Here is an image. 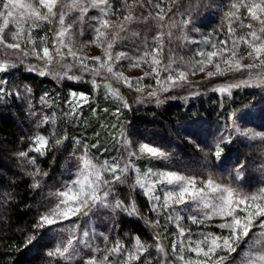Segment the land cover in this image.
<instances>
[{
    "label": "snow or ice",
    "instance_id": "snow-or-ice-1",
    "mask_svg": "<svg viewBox=\"0 0 264 264\" xmlns=\"http://www.w3.org/2000/svg\"><path fill=\"white\" fill-rule=\"evenodd\" d=\"M178 2L179 0H171L167 11H165L159 2H154V0H134L132 4L126 3L125 8L121 9L126 11L127 15L123 17V21L117 24L115 21L110 22L106 18L114 14L112 11L113 6L108 0H71L70 4H66V0H3V3L0 4V45L21 51V41L31 45L32 54L38 60L44 62V68L40 71V75L48 74L47 65L55 62L57 56L63 60L67 55L71 56L74 61H79L80 66L84 70L92 71L95 76L101 75V70H104L112 79L122 82L128 87H132V79L125 77L122 72H116L115 64L127 59L130 66L139 67L141 62L147 63L149 56H151L152 60L149 67L152 68V72L145 73V76L154 75L157 83L175 87L188 83V71L174 68L175 62L171 57L166 65L162 64V60L158 57H162L163 53V34L154 38L156 47H151L145 42V50L135 58L130 57L125 52L116 53L113 56L111 49L118 40L124 38L121 34L127 32L129 26L137 21L135 15V8L137 6L145 7V5H150L151 8L159 9L155 15L149 11L148 16L141 17V19L155 20L163 25L165 18L172 12L173 7ZM65 8L70 10L78 9L81 21L87 18V13L90 9L100 10V16L92 18L96 21L97 26L94 28L95 36L91 43H97V46L104 47L105 41L107 42L104 59L101 57L81 58L72 50L69 43L65 40V37H68L69 40L71 39V29L73 26L72 24H66L65 18L68 12L65 11ZM57 20L59 22V29L54 31L51 42L53 51H50L48 47L47 36L39 38V43L43 47L38 51L36 48L37 39L33 35L34 31L39 29L43 24H53ZM225 20L228 22L225 39L219 40L209 36L202 38L201 41H190L191 43H200L205 46L210 45L213 49L211 51L203 49L197 51L196 55L200 59L193 62L191 68L193 74L197 69L203 71L204 66L214 62V58H219L226 67L222 68L217 63V71L209 72L207 74L209 78L215 75H224L231 71L264 67V0H232L229 10L225 13ZM245 20L248 23H245ZM189 22L186 20L183 23L188 24ZM10 26L14 27L15 31H9ZM116 28H119V31H113ZM241 31L244 34L238 35ZM221 32H223V29H221ZM109 35H111L110 40L107 39ZM133 35H138V33H133ZM8 36L17 42L7 43ZM185 39L188 38L185 37ZM229 42H231V46H229ZM242 45L248 49L247 55L254 61H258V64L243 65L240 63V59H242L240 47ZM65 48H67L66 53L63 50ZM23 54L28 55V52H23ZM88 59L94 60L98 67L90 69L87 63ZM7 67L9 65L0 63V71H5ZM65 67H71V65H65ZM161 71L168 73L163 82L159 79ZM69 78L79 79V77ZM141 79L143 77L137 78L136 82L139 83ZM107 81L108 77H104L103 86L106 88V91L111 95L123 99L119 89L114 88ZM261 82L264 83V79ZM248 83H250V80H243L238 84L228 85L219 90L229 91L233 87H239ZM92 84L95 88L101 87V84L97 83L95 79L92 81ZM137 90L139 91L140 89ZM161 90L167 91L168 88L162 87ZM26 91L31 90L26 89ZM0 92H3L2 88H0ZM149 95L156 96L157 93L153 91ZM71 96L72 101H83L84 104H87L89 100L84 93H72ZM46 97L47 93H45L44 97H41V100L44 101ZM72 101L69 103L71 113L74 114L81 107V104L77 102L73 105ZM160 102L157 99V103ZM124 106H128L126 102ZM117 111L119 112V109ZM48 119L45 117L42 123H47ZM236 132L238 135L247 137L250 140H255L256 138L264 140V133H258L253 130L241 131L239 128L236 129ZM120 137L119 143L125 149H128L130 144L123 131H121ZM65 138L55 139V133L48 137L36 135L32 137L30 151L43 156L49 150L51 140L55 139V144L60 145ZM231 140L232 137L229 135L227 142H231ZM80 143L81 141H76V144ZM85 147L87 148V145ZM91 147L95 148L96 145L93 144ZM139 153L141 156L146 155L153 159H166L168 157V153L164 150L147 143L139 145ZM18 155L24 158L28 156V153L21 152ZM135 155V152L128 151L129 157ZM214 155L217 160L221 159L223 149L220 147V144L216 145ZM80 159L81 167L77 171L76 178L63 185L56 192L49 193L50 197H54L57 203L38 218L34 228L42 230L63 220H68L71 217L87 216L93 210L100 207H114L116 209L123 207L121 201H116L114 205H110L108 201L113 192V185L125 183V178L131 169L138 173L135 181L136 186L144 189L145 196L149 197L150 201L153 202L152 211L156 212L158 217L166 215L167 223L175 222L176 224L179 238L172 241L171 254L166 251L163 243L160 241L159 234L157 233L154 237L157 240L156 251L166 257L163 264H170L169 255L175 256L180 264H232V254L238 252L242 242L249 246L246 251L240 254L239 264H264V189L255 193H245L239 189L218 184L211 177L204 181L173 171L153 173L151 169H148L147 172L140 174L139 169L134 168L131 163H126L121 167L116 160H105L103 164L98 166L88 158L87 152ZM28 162L35 165V157L29 159ZM242 168L243 165L236 169L237 178H239ZM39 172L40 169L37 168L34 175H39ZM105 173L110 178L106 177ZM147 177H159L160 179H153L149 183L146 179ZM161 185L171 186L169 190L164 191L162 198L156 195V190ZM38 186V184L33 185V187ZM190 205H194L201 213L200 215H189L187 217L193 224H205L214 217H220L225 222L218 225V227L229 229V235L221 237L213 233L201 232L199 235L202 239L193 240L190 230H186L181 224L183 217L179 214V210H175L178 206L186 208ZM124 210L129 211L126 207ZM134 213L135 209L133 208L130 214ZM150 226L159 227V219ZM88 236V231H85L83 237L87 238ZM35 238L34 236L29 237L27 244H31ZM105 239L107 240L108 238L105 237ZM82 242L75 235H72L67 244H57L54 249L48 251L47 255L50 258L71 259L73 255L71 250L75 247V244ZM97 251H100V249H97ZM103 251L105 255L101 259L93 256L87 259L85 264H113L110 257H120L121 255L124 257L121 264H134L149 249L137 237L131 250L127 249L121 241L117 240L113 247L105 248ZM186 251L195 253L196 259H186L184 256ZM221 251L227 253V255L217 257V253ZM145 264H152V262L147 261Z\"/></svg>",
    "mask_w": 264,
    "mask_h": 264
},
{
    "label": "rangeland",
    "instance_id": "rangeland-1",
    "mask_svg": "<svg viewBox=\"0 0 264 264\" xmlns=\"http://www.w3.org/2000/svg\"><path fill=\"white\" fill-rule=\"evenodd\" d=\"M2 3L3 0H0V4ZM70 3L71 0H66V4ZM132 3L133 2H129L128 4ZM222 3H227L226 5H228L229 0L223 1ZM226 5L223 7V16L225 23L228 24L227 20H225V13L229 10L230 6L229 8H226ZM147 10L151 11L149 6L147 7ZM65 11L68 12V15L65 18L66 24L73 25L71 29V39L69 40L68 37H65V40L69 43L72 50L81 58L101 57L102 59H104L107 42L105 41L104 47L97 46V43H91L95 36L94 28L97 26L96 21L92 18L99 17L101 14L100 10L90 9L87 13V18L83 21L79 19L80 11L78 9L70 10L68 8H65ZM158 11L159 9H154L152 13L156 14V12ZM172 11L174 17H172L169 21L172 20L174 23H177L179 27L184 24V21H189V13H185L184 11L179 9H172ZM116 13L117 14L114 13L113 15H110L106 18L110 22L115 21L117 24H119L121 21H123V17L127 15V12L124 11L123 13L119 14V12L117 11ZM210 21L211 20L207 14L197 18V29H194L196 35L192 38L187 37L188 34L182 33V30L177 33L174 32V34H178L183 41H186L183 44L181 43L179 46V50H181L182 52L184 51L185 54L187 53L186 55H178L177 52L173 50L175 48L170 45L168 46L167 41H165L162 57H158L162 60V64L165 65L169 62V58L171 57L175 62L173 65L174 68L188 71V83L180 84L175 87H169V85L167 84L157 83V79L154 77V75L145 76V73L152 72V68L149 67V64L152 60L151 56H149L147 63L141 62L139 67L130 66L127 59L121 60L115 64V71L122 72L125 77L132 79V87H128L124 83L120 82L122 86L131 90H141L143 87L147 86L149 89L153 88V90H150V92L155 91L159 94L160 91H162V87L168 88V92H170L171 90L179 91L178 87L180 86H191L202 81V83L214 82L215 85L218 82L219 86L217 87V96L219 97L229 95L228 98H232L231 93H234L233 98L231 99L232 101L223 102L224 98H217L215 100V103L212 102V105L214 104L211 110L212 114L210 117V121H207L210 127L209 129H205L203 123L204 119L199 115L201 113H205L204 109L203 111L202 109L201 111H192V114L187 115L188 117L186 116V118L183 119L182 122H179L180 129H188L191 132L188 134V137L194 136L195 139L191 140H204L205 142L212 144L214 146L215 153L217 144H220L221 147L222 144L230 143L227 142L229 135H231L232 140H249V142H258L260 140L262 141V139L260 138L250 140L247 137L240 136L237 134L236 129L239 128L241 131L253 130L258 133H264V83L261 82L262 79H264V67H254L252 69H245L242 71H231L227 72L224 75H215L209 78L207 76L209 72L217 71V63H219L222 68L226 67V65H224L219 58H214V62L204 66L203 71L197 69L193 74L191 71L193 62L200 59V57L196 55L197 51L201 49L205 51H211L213 49L210 45L205 46L200 43H191L190 41H201L202 38L209 36H212L214 39L222 40L223 38H221V36H225L226 34L224 32H215L212 27L208 26V24H210ZM134 23L135 22H133L129 26L127 32L121 34L124 38L118 40V42L113 45L111 49V53L113 56L116 53L125 52L130 57L135 58L138 55L142 54L145 50L144 48H137L138 45L135 44L137 43V35L134 36L133 33L137 32L134 28ZM58 29L59 22L57 20L53 24H43L39 29H36L34 31L33 35L37 39L36 48L38 51L43 47V45L39 43V38L44 36L48 37V47L50 51H53L51 42L54 36V31ZM9 31H15V28L10 26ZM113 31H119V28H116ZM174 31H176V29H174ZM167 33L168 35H170V37H172V29ZM243 34V31L238 33V35ZM185 37H187L188 39H185ZM107 39L110 40L111 35H109ZM15 42L17 41L12 40L10 36L7 37V43ZM147 44L151 47H154L150 45L151 43L149 42H147ZM229 46H231V42H229ZM31 47V45L23 41H21L22 51L9 49L4 45H0V63L9 65V67H7L5 71H0V88L3 89V92H0V98H7V100L11 102L17 100L18 102H21L23 104V109L28 115V120L24 124L29 127L32 126V123H34V126H36L34 127V134L32 135V137L36 135H43L45 137H48L51 134L55 133V139H58L62 128L65 127L64 123L69 125V123L75 120L77 121L76 123H81L83 118L88 117V115H90L91 117H95L96 114H99L98 118H100V120L98 121L99 127H102V125L103 128L105 127L104 121H110L112 128L115 127V125L112 123H115L116 118L118 117L121 119L122 115L114 110L113 107L111 108L112 105L106 104L105 99H103L102 102L100 98L96 97L94 94H91L90 91L69 85H64L65 83L63 77L65 76L63 75H65V73H67L66 76L68 77H74L72 75H74V73L78 70V72H81V74L92 73V75L95 76L92 71L84 70L80 66L79 61H74L71 56L66 55L63 60H61L57 56L55 62L47 65L48 74L40 75V71L44 68V62L38 60L36 56L32 54ZM63 50L65 53L67 52V48ZM23 52H28V55H24ZM247 52L248 49L242 45L240 47V53L242 54L240 63L243 65L253 63L258 64L259 62L254 61L252 58H250L247 55ZM87 63L90 69L98 67L97 63L94 60L88 59ZM65 65H71V67H65ZM72 68H74V70ZM167 75V72H160L159 79L161 80V82L166 79ZM33 76H39L41 82H44V79L56 80L58 81L59 85H63L64 87L59 92H56L51 89V86L54 85L45 81L44 83H46V85H39L37 89H34V87L32 86ZM99 76H101L102 78L108 77L110 78L109 80H114L104 70H101V75ZM141 77H143V79H141L139 83H137L136 79ZM243 80H250V83L243 84L239 87H233L229 91L219 90L220 88L226 87L228 85L238 84ZM114 81L117 82L116 80ZM71 82L73 83L72 85L76 84V80ZM26 89H30L31 91H26ZM245 89L248 90L245 91ZM45 93H47V97L44 101H42L41 97H44ZM72 93H84L89 98L88 103L84 104L83 101L78 100L72 101ZM169 94L173 93L170 92ZM70 101H72L73 105L77 102L81 104V107H79L74 114L71 113L69 103ZM114 114H116V116ZM45 117L49 118L48 122L42 123ZM84 131L83 133L78 131V135L73 134L72 132L70 133L69 138L71 141V146L67 151L63 153L62 164L60 168L61 174L58 177L59 181L57 183H53L48 187L46 194L48 193L50 204L42 214L53 208L57 203L56 199L54 197H50L49 193L56 192L58 189H61L63 185L76 178L77 171L81 167L80 158L82 155H84L85 152H87L88 158H90L92 162L97 164L98 166L103 164L105 160H116L119 162L121 167H123L126 163H131L134 168L139 169L140 174L147 172L148 169H151L153 173L161 171H173L178 172L181 175L196 177L198 180L204 181L208 180L211 177L218 184L230 186L245 193H255L261 189H264V165L261 167V171L259 173L257 172L258 174H261V177L259 176L260 184L258 185V187L253 190H245V188L240 187L238 182L234 179V177L236 176L235 178L238 180L237 172L236 169L232 168L231 163H228L226 165L227 168L225 169L224 173H220L219 171L217 173H204L200 171L201 173H199L197 171H193V169L196 167L194 166V164L192 165V162H189L187 159H184L182 157H178V163L182 165V169L175 170L169 168L167 165H163L164 159H153L146 155L141 156L139 153V145L141 143L147 142L141 140L139 141L134 138L125 136L129 141L130 147L128 149H125V147L121 144L122 155L117 156L118 153L116 151L109 149V146L107 144H103L99 141L94 127H91L87 131ZM105 132H107L106 135L108 134V132H110L109 127L105 128ZM116 136L117 135H115L114 133L111 135L110 132L109 137H105L103 139L105 141L108 138L109 140L114 139V142L116 143ZM32 137L30 146L32 145ZM55 139L51 140V143L52 141H55ZM76 141H81V143L76 144ZM93 144L96 145L95 148L91 147V145ZM86 145L87 148L85 147ZM149 145L155 146L153 144ZM253 149L255 151H257V149L259 150V148ZM128 151L135 152L136 155L129 157ZM173 152H175L174 149ZM29 156L30 159L33 158L31 155ZM262 158L264 159V150ZM242 164H244V162ZM199 166H202V164L200 163ZM130 171L132 177V190L136 191L139 196L144 199L146 206L150 208L152 214L151 220L152 218L159 219V228L161 234L166 237V240L170 245L171 252L172 241L179 238L175 222L167 223L166 215L158 217L157 213L152 211L153 202L150 201L149 197L145 196L144 189L136 186L135 184L138 173L135 170L130 169ZM105 176L108 177V174L105 173ZM239 177H241V175ZM146 179L149 183H151L153 179L160 178L147 177ZM170 187L171 186L168 185H161L157 188L156 195H159L162 198L164 191L169 190ZM116 201H121L123 207L119 209H116L114 207H100L93 210V212L89 213V215L87 216L71 217L68 220H63L62 222L45 227L42 230L38 229L37 233H35V235H32L36 237L33 241L36 240L41 249L47 253L49 250L54 249L57 244H67L72 235H75L77 238L83 241L80 244H75V247L71 250L73 253L71 259L66 260L60 257L54 258L57 260V264H85V261L93 256H95L97 259H101L105 255V252L103 250L105 248L113 247L117 240L121 241L127 249L131 250L133 248V245L135 244V239L137 237L132 236L129 232H125L122 235L118 233V220L121 216L129 217L130 210H124L125 207H128L118 194V190L115 189V186H113V192L109 197L108 203L110 205H114ZM175 210H179V214L181 215V217H183V219L181 220V224L186 230H190L192 234L191 238L193 240L202 239V237L199 235L201 232L213 233L214 235L221 237L229 235V229H222L218 227V225L225 222L220 217H214L205 224H193L189 219H187V217L189 215L201 214L194 205H190L186 208L184 206H178V208ZM152 221L154 222V220ZM85 231H88L89 233V236L87 238L83 237V233ZM105 237H107L108 239L106 240ZM140 241L143 242L146 247H148V244L145 240L140 239ZM185 243H187V241H185ZM248 246L249 245L244 244L243 242L241 243L238 252L232 254V264H239L240 254L246 251ZM97 249H100V251H97ZM226 255L227 253L222 251L217 253V257ZM184 256L186 259H196L195 253L186 251L184 253ZM123 259V255H121L120 257H110V260L113 261V264H121Z\"/></svg>",
    "mask_w": 264,
    "mask_h": 264
},
{
    "label": "trees",
    "instance_id": "trees-1",
    "mask_svg": "<svg viewBox=\"0 0 264 264\" xmlns=\"http://www.w3.org/2000/svg\"><path fill=\"white\" fill-rule=\"evenodd\" d=\"M108 1L113 6L112 11L115 14H117V11L119 14L123 13L124 10L121 9L125 8L126 3L134 2V0ZM223 1L228 0H179L173 9H179L190 14V22L183 24L181 27L172 20L169 21L174 17L173 11L168 14L162 25L155 20L141 19V17L148 16V6L151 12L154 11V8H151L150 5H145V7L137 6L135 8L137 21L134 23V28L138 33L137 43H135L138 45L137 48H144L145 42H149L151 43L150 45L156 47L154 38L156 35L163 34V46L165 41H167L168 46L174 47L175 49L173 50L178 55H186L187 53L185 54L184 51L179 50L180 44L186 41H183L174 32L177 33L182 30V33L188 34L187 37H195L194 29H197V18L207 14L211 20L208 26L212 27L217 33H220L221 29L226 33L228 24L224 21L223 7L227 3H222ZM154 2H159L161 7L167 11L171 0H154ZM231 3L232 0H229L226 8H229ZM152 14L155 15L154 13ZM244 22L248 21L245 20ZM171 29L172 37L167 33ZM224 37L221 36L223 39ZM72 69L74 70V68ZM63 76H65L63 77L64 85L90 91L91 94L100 98L102 102L105 99L106 104L112 105L111 108L113 107L116 111L119 109V112H117L122 115V118L120 119L117 116L116 122L112 123L115 125L113 128L110 121V123L104 121V128L103 125L99 127V114H96L95 117L88 115V117L82 119L83 123L81 121H79L81 123H76V120L69 123V125L64 123L65 127L62 128L58 137V139L66 137L63 139V143L56 145L55 141H52L46 154L40 156L36 152L29 151L31 137L36 126H34V123L29 127L24 124L28 120V115L23 109V104L17 100L11 102L7 98H0V264H57V260L50 258L47 252L41 249L36 240L32 241L31 244H27V240L30 236L37 233L38 229L34 228V225L50 204L48 193L46 194V192L49 186L59 181L58 177L61 174L60 168L63 153L71 146L69 138L71 132L78 135V131L83 133L84 130L87 131L94 127L99 141L107 144L109 149L116 151L118 153L117 156H121L122 145L118 142L120 133L123 131L126 137L153 144L168 153L163 165H167L169 168L182 169V165L178 163V157L192 162V165L194 164L196 167L193 171L199 173H201L200 171L204 173H217L218 171L224 173L228 163H231L233 169L243 165L240 173L241 177L238 180L235 178L236 176L234 177L239 186L245 188V190H253L260 184L259 178L261 174L258 173L264 165V159L262 158L264 140L249 142V140L233 139L230 143L222 144L223 155L220 160H217L212 144L204 140H191L195 139L194 136L188 137L191 132L188 129L187 131L179 127V122H182L187 115L192 114V111H201V109L203 111L204 109L205 113L199 115L204 119L205 129L210 128L208 122L210 121L211 110L214 105H212V102L215 103L217 98H224L223 102H229L232 101L231 99L234 95V93H231L232 98H228L229 95L217 96L218 82L215 85L214 82L202 83L200 81L191 86H180L178 87L179 91L171 90L170 92L173 94H169L168 90H162L156 96H151L149 93H151L150 90H153V88L149 89L145 86L139 91L131 90L122 86L120 82H115L108 78L107 82H110L114 88L119 89L123 98L121 99L106 91L103 86L104 78L101 76L96 77L92 73L81 74L77 70L72 75L79 77V79H74L76 80L75 85H72L73 83L71 82L74 80L66 75ZM32 79L34 89H37L39 85H46L45 81L53 84L54 86H51V89L56 92H59L64 87L53 79L47 80L43 78L44 82L40 81L39 76H33ZM94 79L101 84V87L95 88L93 86L92 81ZM157 99L161 102L157 103ZM125 102L128 105L127 107L124 106ZM114 115L116 116V114ZM106 127H109L111 135L113 133L117 135L116 143L114 139L109 140V138H106V141L103 139L110 135V132L106 135ZM253 148H259V150L255 151ZM173 149L175 152H173ZM21 152H27L28 156L20 157L18 154ZM29 155L35 157V165L28 162L30 159ZM243 162L244 164H242ZM200 163L202 166H199ZM37 168L40 169L39 175H34ZM131 178V171H129L125 178V183L113 185L118 190V194L130 212L133 208L135 209V213L129 214V217H120L118 220V233L122 235L125 232H129L132 236L139 237L147 242L149 251L134 264H145L147 261H151L152 264H163L166 257L156 251L157 240L154 237L157 233L159 234L160 241L169 254H171L170 245L166 237L161 234L159 227L150 226L157 219L152 218L154 222L151 220L150 208L146 206L144 199L136 191L132 190ZM35 184L39 186L33 187ZM168 259L170 264H180L174 256L169 255Z\"/></svg>",
    "mask_w": 264,
    "mask_h": 264
}]
</instances>
